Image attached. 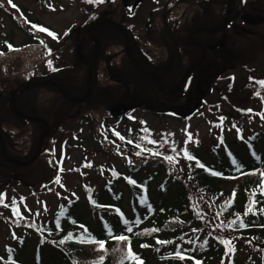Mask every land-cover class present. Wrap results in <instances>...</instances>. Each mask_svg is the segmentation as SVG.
Here are the masks:
<instances>
[{
	"label": "rangeland",
	"instance_id": "obj_1",
	"mask_svg": "<svg viewBox=\"0 0 264 264\" xmlns=\"http://www.w3.org/2000/svg\"><path fill=\"white\" fill-rule=\"evenodd\" d=\"M12 1L23 10L27 18L50 27L60 34V38L54 39L47 33L40 32L38 28L32 29L31 25L23 23L10 10L7 0H0L2 5L0 6V50L5 51V55L0 56V86L6 94L22 83L45 80L48 76L55 77L52 69L58 68L55 65L57 63L62 62L61 65L67 66L74 72L82 63L77 59L76 51H73L70 33L79 48L83 43L88 42L80 27L87 29L97 12L103 11L109 14L113 9L115 18L125 12L122 0H104L103 3H87L86 0ZM168 1L169 9L176 6L180 13L179 18L172 19L170 16L167 25L163 27L160 19L156 22L152 20L151 14L159 15L163 4ZM168 1L146 0L138 9L139 15L134 20L128 21L138 37L137 42L145 47V51L155 63L160 58L165 62V49L158 43L160 39L163 40L160 32L162 31L165 35L168 31L179 35L181 39L185 38L191 28L189 24L192 8L201 11L199 6L195 7L193 0ZM237 1L240 5L241 2L245 4L242 5L241 11L245 13L246 22L239 19L226 34L207 36V41L211 43L209 63L213 70L209 81L212 83V90L208 91L204 88L201 90L200 95L205 94V97L199 100L200 104L194 111L191 109L197 97H189L192 100L191 103L181 111L184 118L157 116L153 111L140 110L132 115H125L121 124L118 125L119 116H114L111 109L101 107V104L94 106V98L90 102L75 104L64 96H54V91L49 87L41 86L42 88L35 89V94H40L38 110L47 114L51 124V137L47 140L44 155L37 161L35 167L22 170L26 176L31 171L34 173L33 195L27 196L29 193L27 188L18 184L12 186V183L11 186L17 188V191L11 188V190L7 188L2 190H8L9 197L6 204L9 206H0V264H13L11 260L24 264H60L59 251L54 247V242L51 243L48 239L45 244L39 245L41 237L33 228L43 227L45 224L48 227L50 222L56 225L58 213L70 206L73 216L81 218L90 229H99L101 226L99 214L110 208L90 206L88 197L90 194L102 192L110 198L106 189L107 185L114 188L113 196L122 193L123 196L120 199L122 208L124 212L131 214L129 216H133L130 196L133 183L130 182L132 180L123 178L126 175L142 183L151 180L148 184L149 201L155 206L166 197V202H170V196L179 192L181 186L174 178L179 179L186 186L188 209L191 214L187 211L188 215L183 214L180 218L184 221L182 223L185 227L184 231L190 224V232L184 233L180 241L177 240L163 249L176 250L180 246L178 244H181L189 250L195 249L197 256L211 249H218L223 253L217 260L218 264L222 262L229 264L230 258H235L237 264H264V244L258 245L251 239L232 233L228 222L222 221L217 215L216 208L220 200L202 191L191 175L200 171L195 169L196 167L202 169L199 166L201 160L207 164H230L227 160L229 150H232L236 157L249 160L247 148L251 141L250 137L254 140L258 152L264 153V119L260 115L264 114V85L258 83V81H264V0ZM251 8L257 9L258 12L251 15L254 17L250 21ZM238 13L241 14L239 11ZM186 15L187 17H184ZM147 17L150 21L147 20L149 26L145 28L144 21ZM149 29L152 31L148 36L146 32ZM223 41H225L224 46L219 47ZM63 42L64 51H61L62 55H59L61 53L58 49L62 47ZM8 44H12V48L16 50H8ZM233 44L236 47H233ZM107 49L104 56L108 62L111 64L112 58H115L113 63L119 62L121 56H118L121 55L122 50L124 52L123 46L110 44ZM233 50L237 55L241 53L252 55L251 62L242 67L229 65L237 60L234 58ZM225 51L231 55L228 65L221 63ZM49 60L52 61L51 66L48 64ZM108 62L103 60L97 68V81L100 82L101 88H103L102 82H108L106 72ZM248 66L249 69H247ZM216 69L217 72H215ZM78 75L82 77L84 71L83 73L78 71ZM97 81L92 80L94 93L97 91ZM109 86L113 88L115 85ZM69 93L72 98L75 97L74 99L81 97L80 93L72 91ZM183 101H188V97H181L178 104ZM249 109L252 111H247ZM221 117L224 119L221 120ZM101 122L106 123L107 136L111 132L109 127L115 126L120 134L132 136L131 143L118 148L115 152L114 146L101 137ZM133 126H135L134 129ZM31 128L33 127L29 125L23 127L25 133L22 136L25 139L29 137ZM15 129L17 131L20 127ZM39 131L38 129L35 133L38 134ZM240 134L244 136L238 137ZM21 139L19 138V141ZM51 139L57 141V144ZM224 141L227 144L222 143ZM65 142L68 149L64 147ZM115 143H119V140ZM137 143L144 145L146 152L137 149L135 147ZM149 150H155L163 156H170L172 160L153 156L148 153ZM54 154L62 156L60 172L56 170L54 167L56 165L51 160V155ZM189 155L194 159L189 160ZM136 166L138 170H131ZM168 174H171L173 178L167 180ZM57 178H59L58 182ZM165 182H167V189L164 190ZM128 184L130 187L127 186ZM18 193L25 195V200L20 201V207H18L23 214L18 211V214L13 215L12 200L18 198ZM111 210L115 213L114 209ZM106 216H108L107 213ZM102 217H105V213ZM111 224L117 228L122 226L119 223ZM10 231L15 232V238L9 236ZM221 238L233 239L234 253L226 249L220 242ZM20 240L24 241V245ZM204 240H207L208 244L201 248L200 244ZM38 245L41 248L40 254H37ZM148 250L146 254L150 264L169 262L164 257L168 252L160 254L158 250ZM10 253L15 254L14 259ZM37 256L42 259L40 263L35 262ZM203 257L199 256V258ZM186 259L193 264L197 262L189 255ZM203 261L206 262V258Z\"/></svg>",
	"mask_w": 264,
	"mask_h": 264
},
{
	"label": "trees",
	"instance_id": "obj_2",
	"mask_svg": "<svg viewBox=\"0 0 264 264\" xmlns=\"http://www.w3.org/2000/svg\"><path fill=\"white\" fill-rule=\"evenodd\" d=\"M226 5L227 0H215V2H212L211 5L207 6V8L210 7L211 18L213 19V23H211L209 27H213L220 19H223L225 16ZM242 5L244 6L245 4L242 2L241 5L239 2L236 3L237 8L235 7V14L238 13V11L243 14V11H241ZM12 12L17 15V12ZM104 29L113 32V34L108 36L111 40V44L124 45V40L123 38L121 39V34L117 29H112L111 27ZM104 45L107 47L106 44ZM233 47H236V45L233 44ZM94 48L95 45L92 44L90 52L88 50L89 54L87 52V57L85 58L86 62L84 61V63L80 66V72L83 73L84 71V75H81L83 83L82 93H84L86 89V70H88L93 58ZM250 49H252V47H250ZM233 53L235 54L234 58L237 60H235L233 63H229L231 55L226 52L225 57L227 65L229 63L231 66L239 65L242 67L246 63H250L251 59L253 58L252 55L243 53L237 55L234 50ZM135 56H138L137 53H135ZM96 69L97 67H95L94 72H96ZM247 69H249V66ZM72 77L74 79L75 73L72 74ZM73 79L70 81L68 80V82L75 84ZM30 91L36 99L37 94H34L35 89ZM94 92H92L90 99H88L89 102L93 98L95 99V102H105V98L102 97L100 92ZM34 102L36 109V106H38V100H34ZM6 111L7 109L4 110V112ZM5 114L7 115V113ZM37 127L41 126L38 125ZM41 132L42 131L40 130L38 134L36 133L34 148H36ZM5 134H11V132H5ZM253 153L254 154L249 160H244L242 158L235 159L240 167L234 165L233 162L232 164L227 165L204 163L201 164L203 165L202 169L199 167L195 168L200 170L199 172L196 171L191 175H193V179L200 186L202 191L206 192L211 197L220 200L219 205L216 208L218 212L217 215L222 221L224 220L225 222H228V227L232 233H236L241 235V237L243 236L253 240L254 242H257L258 245H262L264 244V226H262L264 225V214L249 213L247 216L244 215L252 199L264 201V196L259 195L260 185L261 183H264V153H259L257 150ZM131 170L134 171L136 169L132 167ZM213 173L219 174L217 175ZM169 178H173V176L168 174L167 179ZM174 180L181 186L179 192L172 197L170 196V202H166V197L165 200L160 201L156 206L154 203H151L145 198H142L143 201L146 200L145 202H138V200H141L142 190L146 189L148 192V184L151 182V180L144 182L142 186H133L130 188L132 189L130 196L132 200L131 203L133 216H129L131 214L124 212L122 208L120 202L122 201L120 200L123 196L122 193L118 194L119 198L117 195L113 196L114 188H106L110 198H107L104 194H102V192L96 193V204L92 203L91 206L105 205L109 207V205H111L113 207H117V211L113 208L115 214L109 211L110 209L107 210L109 216L105 219L106 221H103V227L101 225L99 229H90L89 226H87V223H85L81 218L73 216L70 206H68L56 218V225H54L53 222H50L48 227H46L45 224V226L41 228L34 227L33 229L37 234H45L44 237H41V244L48 241V239L51 243L54 242V247L57 251H59L58 257L60 258V264H94V262L97 261L101 255L104 257L103 264H120V259L126 246L118 244L108 236L109 227L112 229L114 235L124 234L129 237L131 241L132 252L139 256L142 264H150L148 255L146 254V252L149 251L148 249L154 251L158 250V252L163 254L164 247L168 245L170 246L173 242H175L176 239L180 238L184 232H190V228L184 231L185 227L182 226L184 221L182 218H180L181 215L187 214V211H189L191 214V211L188 209V193L186 186L179 179L174 178ZM127 186L130 187L129 184ZM253 192L257 193L255 197L252 196ZM260 207H264V203L255 205V208L257 209ZM239 219H243L249 226L247 228L234 227L232 222L238 221ZM124 220L129 221V226H131L133 229L132 232L126 231L127 226L123 223ZM112 222L115 224L119 223L122 226L120 228L113 227L111 224ZM81 225L84 227L81 228ZM86 231L90 232L98 240L106 241V247L108 248V251L102 253L98 250L97 245L80 243L78 238L81 237ZM69 235H71V239L68 238ZM61 240L64 242L59 243ZM158 240L168 241V243L158 244ZM144 244L149 245V247H141V245ZM113 249L116 250L113 251ZM171 251L176 253L175 251L177 250L171 249ZM10 254L12 256L15 255L14 253ZM183 255L188 256V254ZM221 255L222 252L218 251V249H211L204 254L203 258H200V262L201 264H217V260ZM204 258H206V262L203 261ZM167 264L193 263L187 261L185 257L183 260H170V262Z\"/></svg>",
	"mask_w": 264,
	"mask_h": 264
},
{
	"label": "flooded vegetation",
	"instance_id": "obj_3",
	"mask_svg": "<svg viewBox=\"0 0 264 264\" xmlns=\"http://www.w3.org/2000/svg\"><path fill=\"white\" fill-rule=\"evenodd\" d=\"M145 1L146 0H122L125 12L117 18L113 15V9L109 14L103 11L96 13L97 21L107 18L123 24L129 31L133 54L134 56L135 53L138 55L135 56L136 64L124 53H121V55L118 56H121L119 62L113 63L115 58H112L110 60V64L108 59L104 56L105 50L102 53L101 62L103 60L104 62H108L106 71L108 74V82H102L103 88L98 87V90L101 95L107 99L106 103L103 105H107L106 107H110L111 110H116V115L126 114L125 110L127 108L136 111H173L179 109L180 107L183 109L186 108L189 104H178L179 94L170 95L169 93L177 91V85L186 73L187 69L195 65L198 60L200 61L202 59L201 45L205 47L206 52L208 51V57L209 51L211 50V43L207 41V32L196 33L192 41L194 43H190L189 35L192 31L198 27L207 29V27L212 23L211 16L207 14V0H193L195 7L199 6L202 12L192 8V12L190 13L192 18L189 24V28H191L188 35L183 39H181L179 35H174L168 31H166L165 35L162 31L160 32V36H163V40L160 39L158 43L165 49V62L160 58L155 63L153 58H151L145 51V47L141 46V44L137 42L138 37L132 28V24L128 22L134 20L139 15L138 9ZM162 1L168 0H160V2ZM168 3L169 1L163 4V9L160 13H158L159 15L151 14L152 20L156 22L160 19L163 27L167 25L170 16H172V19L179 18L180 11L176 9L175 5H173L175 6L174 8L169 9ZM153 12L157 11L153 10ZM184 17H187V15ZM145 19L144 25L145 28H147L149 26L147 20L150 21V19L149 17ZM151 31L152 29L147 30L146 35L149 36ZM111 34H113L112 31L107 29L102 30V28H100L97 32V37L102 40V44L103 41L107 44L110 42V38L108 36ZM104 47L105 45L103 44V48ZM148 72H152L153 74H149ZM55 74V80L63 86V89L67 88L72 92H77L74 84L68 82L70 77L69 75H66V73L61 70L56 71ZM154 74H158L161 77V88L157 83V79ZM96 76L97 72L95 74V80ZM210 76L211 66L210 63L206 61L201 69L193 72L183 83L180 94L186 97H199L201 90H203V88L207 89V79H210ZM99 83L100 82L98 81V84ZM110 84H114L115 86L112 88L109 86ZM15 89L16 87L11 91L10 96ZM20 91L21 89L16 94V96H18V100L16 102L17 108L27 115L40 116L48 119L47 114H44L43 112H36L34 95L30 93H23L20 95ZM10 96L3 92L0 87V120L2 125H29L33 128L29 131L30 135L27 139L21 135L23 134L22 128L19 131L18 136L5 134L3 140L4 146H2V142L0 141V192L5 188H11L12 190L17 191V188L12 186H17L18 184L28 189L29 193H27V196H32L35 186L33 171L28 173L26 176V174L22 172L25 168L21 169L14 165L7 157H5L3 149H5L6 153L11 158L20 159L22 162L29 160L35 149V131L37 129V123H31L23 119L16 118L8 106ZM6 109L7 111L4 112ZM5 113H7V115ZM19 138L22 139L19 141ZM3 193L7 194L6 200H8V190H5ZM17 196L18 198H15V205H18L20 201L25 200V195L23 193H18Z\"/></svg>",
	"mask_w": 264,
	"mask_h": 264
},
{
	"label": "snow or ice",
	"instance_id": "obj_4",
	"mask_svg": "<svg viewBox=\"0 0 264 264\" xmlns=\"http://www.w3.org/2000/svg\"><path fill=\"white\" fill-rule=\"evenodd\" d=\"M87 3H103L104 0H86ZM8 3L13 7V8H16L17 6L12 3V0H8ZM2 6V5H0ZM31 28L32 29H37L40 31V32H45L47 33L49 36L53 37L54 39L56 38V34L49 31L47 28L45 27H40L36 24H32L31 25ZM41 43L44 44V41L41 40ZM9 49L10 50H16V49H13L11 45H8ZM45 47H47V45H45ZM51 52V50L49 49V53ZM2 54V53H0ZM48 64L49 66H51L52 64V61L49 60L48 61ZM52 70H56L55 68H53ZM251 79V78H250ZM258 83H260L261 85H264V81H258ZM257 95H259V93H257ZM249 112H251L252 110L249 109L247 110ZM261 115V118L264 119V114H260ZM224 117H221V120H223ZM116 136H118L120 139H124V136H121L119 132H116L115 133ZM129 143H131V141H129ZM168 160H172V157H167ZM188 159L189 160H192L194 159L193 156L189 155L188 156ZM197 163H199V161H197ZM233 164L236 165L237 167H240V165L234 160L233 161ZM90 166V165H88ZM201 167H203V165H200ZM213 174H219V173H213ZM59 178H57V182H58ZM131 183L135 184L136 182L133 180V181H130ZM6 193H0V206H4V207H8L9 205L4 203L5 201V198H6ZM257 195L256 192H253L252 193V196L255 197ZM259 195L260 196H264V183H261L260 185V191H259ZM141 202H145V201H141ZM93 203H95V201H93ZM227 203V202H226ZM260 203H264V201H259V200H256V199H252L251 202H250V205L247 209V211L244 213L245 216H247L249 213H252V214H264V207H260V208H255V205L257 204H260ZM12 204L15 205L16 204V201H15V198H13L12 200ZM18 207H13L12 208V212L14 215L18 214ZM21 219H23V217H21ZM123 223L127 226L126 227V231L127 232H132L133 229L131 226H129V221L128 220H124ZM233 226L234 227H238V228H247L249 225L245 223V221L243 219H239L238 221H233L232 222ZM264 226V225H262ZM81 228H83L84 226L81 225L80 226ZM107 227V226H106ZM153 231H156V230H153ZM108 236L116 241L118 244H122V245H125V249L123 251V255L120 259V264H142V262L140 261V258L139 256H137L136 254H134L132 252V247H131V241L129 239V237H127L126 235L124 234H118V235H114L113 232H112V229L109 227L108 228ZM69 239H71V235H69L68 237ZM79 239V242L80 243H84V244H94V245H97L98 247V250L100 252H107L108 251V248L106 247V241L104 240H98L96 237H94L90 232H85L81 237L78 238ZM64 241H59V243H63ZM220 242L222 244L225 245L226 249H228V251L234 253L235 252V246L233 244V239L232 238H221ZM158 244H164V243H168V241H161V240H158L157 241ZM208 244V241L207 240H204L201 244H200V247L201 248H204L206 247ZM141 247H149V245L147 244H144V245H141ZM116 249H113V251H115ZM189 251H195V249H190ZM176 258L177 259H185V256L182 254V252L179 250V248L177 249L176 251ZM103 260H104V257L103 255L100 256V258L94 262V264H103ZM13 264H15V262H13ZM196 264H201V262L197 261ZM223 264V262H222Z\"/></svg>",
	"mask_w": 264,
	"mask_h": 264
},
{
	"label": "water",
	"instance_id": "obj_5",
	"mask_svg": "<svg viewBox=\"0 0 264 264\" xmlns=\"http://www.w3.org/2000/svg\"><path fill=\"white\" fill-rule=\"evenodd\" d=\"M234 0H229L228 2V7H227V15H226V18H225V21L224 23L220 26V28L216 29V30H207V33H212V34H215V33H218L222 30H224L230 23V14H231V7H232V4H233ZM105 24L107 25H111L115 28H117L118 30H120L124 36L126 37V40L128 41L129 37H128V32L126 31V29L116 23V22H113V21H110V20H107V21H104ZM99 24H96L94 26H92L89 31H88V34H89V37L91 40H93L94 42H96V44L98 45V48L96 49L95 53H94V57H93V60H92V63L89 67V70H88V76H87V85H86V94L80 98V99H73L71 98L66 92L65 90L62 88V86H60L59 84L53 82V81H49V80H46V81H37V82H30V83H27L25 84V88L23 90L24 91H27L31 88H34V87H40V86H43V85H54L58 88H60L62 90V93L72 102L74 103H84L90 96V93H91V81H92V75H93V69H94V66L96 65V62H97V58H98V55H99V52L101 50V42L100 40H97L93 37V31L95 30V28L98 27ZM199 31H203L202 28H199V29H196L194 33L196 32H199ZM130 54V57L132 59V61L136 64L135 62V59L131 53V51L129 52ZM205 60L203 59V61L201 63H203ZM200 66L197 65L195 67H192L191 69H189L187 71V73L185 74L184 78L181 80V83L186 79V77L192 72L194 71L196 68H198ZM140 68V67H138ZM149 73V72H148ZM151 73V72H150ZM159 78V77H158ZM159 81H160V78H159ZM161 82V81H160ZM180 83V84H181ZM19 89V88H18ZM10 108L11 110L16 113L18 116L22 117L23 119L25 120H28V121H31V122H36V123H40V124H43L45 127H46V130H45V133L44 135L40 138L39 140V143H38V147H37V150L35 152V155L33 156V158L27 162V163H21L19 160L17 159H11V158H7L9 160H11L16 166L18 167H27V166H30L32 165L37 159L38 157L40 156L41 154V147L43 145V142L44 140L50 135L51 133V125L49 123V121L45 120V119H41V118H36V117H31V116H27V115H24L22 113H19L17 108H16V99L14 97V95L12 96L11 98V101H10ZM0 140L2 141L3 140V137H2V133H1V124H0Z\"/></svg>",
	"mask_w": 264,
	"mask_h": 264
}]
</instances>
